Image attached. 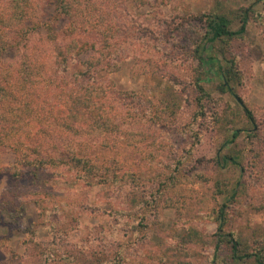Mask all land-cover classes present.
Segmentation results:
<instances>
[{
	"label": "rangeland",
	"instance_id": "1",
	"mask_svg": "<svg viewBox=\"0 0 264 264\" xmlns=\"http://www.w3.org/2000/svg\"><path fill=\"white\" fill-rule=\"evenodd\" d=\"M219 5L233 17V29L241 8L251 9L245 34L231 42L230 53L242 77L235 89L263 124L264 0L114 1L111 15L119 27L115 45L121 64L108 77L116 88L138 95L118 102L114 122L119 129L140 131L143 140L95 150L99 166L123 176L118 189L96 178L85 180L65 165L44 166L37 174L23 167L19 177L3 167L0 264H177V259L209 264L221 207L225 232L252 244L264 241V131L256 132L234 98L217 88L221 56L212 52L209 73L200 74L203 66L193 59L187 41L172 38L174 28L189 24L183 12H210ZM39 34H31L34 49L29 54L48 62L51 52ZM134 55L145 59L144 70H133L138 67ZM150 58H155L153 69ZM168 74L179 80L182 101L174 114L164 115L149 105L164 107ZM195 77L203 78L208 92L197 118ZM145 112L158 115V121L147 120ZM12 160V153L0 154L1 163ZM132 193L144 202L141 208L127 199ZM190 226L202 239L186 244L183 253L176 249L177 240ZM219 253L220 264H233L226 243Z\"/></svg>",
	"mask_w": 264,
	"mask_h": 264
},
{
	"label": "trees",
	"instance_id": "2",
	"mask_svg": "<svg viewBox=\"0 0 264 264\" xmlns=\"http://www.w3.org/2000/svg\"><path fill=\"white\" fill-rule=\"evenodd\" d=\"M114 1L118 0H0V154L4 151L13 154L11 162H0V170L6 168L13 177H19L23 167L29 166L37 174L44 166L65 165L77 170L85 180L96 178L100 183L120 187L123 176L119 177L106 165L99 166L95 150L117 143L135 145L143 140L144 134L119 129L114 122L119 115L118 102L127 97L138 98L132 91L116 88L108 77L121 64L119 47L115 45L119 27L111 15ZM216 9L183 12L182 19L189 24L186 28L182 25L174 28L172 38L175 42L187 41L193 59L203 66L200 74L205 70L209 73L212 52L221 56L217 88L234 98L248 122L261 133L264 121L260 126L254 108L235 89L242 77L236 58L230 53L231 42L245 34L251 9L241 8L235 29L233 17L221 5ZM33 33H40L38 40L51 52L48 62L30 56L34 49ZM87 52L90 53L82 59L81 55ZM134 56L138 67L133 70H144L145 59ZM148 63L155 68V58ZM154 72H158V67ZM165 78L168 96L164 107L157 109L150 103L149 109L174 114L182 101L176 88L179 80L170 74ZM203 82L202 77L192 81L196 90V118L202 113L203 100L208 95ZM145 116L151 122L158 121V115L145 112ZM236 136L234 131L232 138ZM223 158L237 162L233 156ZM127 199L138 208L144 204L137 193ZM224 220V209L218 208L215 216L218 235L209 264H220L222 243L229 246L228 259L233 264H264V241L255 240L252 244L225 232ZM201 239L198 229L190 226L178 238L176 249L184 253L186 244L199 243ZM177 260V264H182Z\"/></svg>",
	"mask_w": 264,
	"mask_h": 264
}]
</instances>
